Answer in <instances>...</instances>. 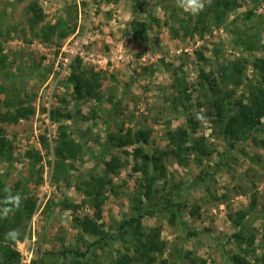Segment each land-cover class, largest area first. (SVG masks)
<instances>
[{"label": "rangeland", "instance_id": "1", "mask_svg": "<svg viewBox=\"0 0 264 264\" xmlns=\"http://www.w3.org/2000/svg\"><path fill=\"white\" fill-rule=\"evenodd\" d=\"M32 1L0 0V59L6 57L0 62V98L6 115L17 118L0 122L13 146L11 160L0 156V183L36 203L21 228L9 214L8 225L23 235L14 244L21 264L41 257L48 264H72L87 257L91 264H110L108 254L116 258L126 252L120 225L135 212L146 185L144 175L134 170L142 163L134 158V149L145 148L152 162L170 145L167 132L179 127L215 152L201 161L192 154L186 165L162 156L165 171L156 180L154 209L169 198L181 209L174 220L166 210L142 220V230L159 228L165 244L154 264H234L235 255L256 263L264 253V148L248 140L231 149L219 126L205 118L192 130L186 113L206 112L202 105L213 99V83L223 94H232V102L249 100L259 85L252 62L264 56V0H227L225 22L204 34L194 27L197 15L184 12L175 0H38L47 21L62 15L77 23L75 32L58 45L41 42L27 27ZM249 11L253 15L247 19ZM133 20L148 23L147 45L133 35ZM89 69L101 75L102 99L82 100L79 112L70 77ZM237 70L240 74L234 73ZM25 108L30 109L28 116ZM64 129L80 150L76 157L65 158L60 172L58 137ZM120 129L123 134L149 130L150 143L113 145L103 155L108 133ZM113 158L123 165L106 182L97 220L110 235L102 249L94 245L86 258L69 253L66 260L64 250L85 252L96 239L76 222L95 213L85 202L83 183L92 175L106 176L105 163ZM238 211L244 213L239 221ZM238 233L242 236L235 237ZM250 236L255 237L254 246L247 243ZM253 247L257 249L247 251Z\"/></svg>", "mask_w": 264, "mask_h": 264}, {"label": "trees", "instance_id": "2", "mask_svg": "<svg viewBox=\"0 0 264 264\" xmlns=\"http://www.w3.org/2000/svg\"><path fill=\"white\" fill-rule=\"evenodd\" d=\"M230 10V5L227 0H213L211 5H207L206 8L200 12L194 21L195 29H198L201 34L210 31L214 26L220 27L226 20L228 11ZM27 27L31 30L33 35L44 43H57L64 40L72 33L75 32L77 23L72 22L67 16H58L56 21H47V13L43 5L38 1H32L27 7ZM67 14L70 13L67 10ZM253 15L252 11L246 14V18L250 19ZM183 20L181 21V23ZM3 23L0 21V35L3 34L4 30L2 27ZM148 23L139 20H133L131 22V28L133 35L141 36L145 41L146 45L149 41L148 38ZM12 29L14 27H11ZM189 31L187 30V33ZM32 39V38H30ZM31 42V41H30ZM62 43H60V46ZM253 44L250 45L253 48ZM261 47V46H260ZM264 50V46H262ZM5 55H1V61L5 60ZM81 64V62H77ZM253 67L257 71L259 76V85L256 86L252 91V95L247 100L245 97L236 99L234 102L231 101L233 95L223 94L219 89H216V84H211L214 89L213 99L209 102H205L202 108L205 106L206 112H202L204 117L210 119L214 126H219L222 135L228 142V146L233 149L237 147V144L247 142L250 140L255 145L264 148V137L261 138L259 134H264L263 119H264V56L257 57L253 60ZM236 70V68H235ZM234 73L240 74V70ZM100 73L94 69L84 70L73 73L70 77V81L73 86L74 99L76 102V110L79 108V102L86 99H102V94L100 93ZM227 78L234 79L235 74H225ZM224 76V77H225ZM207 79V77L205 76ZM180 82L181 79H178ZM216 79H213L215 82ZM181 102H184V98H180ZM2 100L0 98V122L4 121H16V116H7L2 108ZM201 106V105H200ZM192 108L194 106H191ZM28 116V111L30 109H23ZM58 112V110H56ZM80 112V110H78ZM61 115V112L59 111ZM51 115L55 117V112L51 111ZM186 121L188 127L192 130H196L200 124V120L196 119V114H191L188 110L186 113ZM187 129L179 127L176 130H169L167 135L170 140V145H168L167 150L164 152L159 151L160 156H154L152 162L147 160L148 154L145 148L139 146L134 149V158L136 161L141 160L142 163L136 165L134 170L136 172H141L144 175V180H146V185H143V190L140 198L139 205L136 206L135 212L129 218L124 220L120 225V232L125 237L126 252L120 253L119 257H113L108 254L110 264H154L157 261V257L164 253L163 241H161V231L159 228H153L149 232L142 230V220L146 216H154L156 211H168L173 215V220L180 215V205L173 202L172 199H167L166 203H163L161 207H157L156 211L154 209V204L156 200V180L158 174L164 173L165 164L162 161V156L166 155L174 160L178 161L180 165H186L189 163L191 155L199 156L201 161L202 158H211L214 155V150L204 143L203 140H194L190 136ZM58 157L59 162L57 164L58 171H64V161L65 158L70 155L76 157V151L80 148L76 145L75 141L71 140L65 129L60 134ZM151 139V132L149 130H140L133 133L130 129L127 133L123 134L122 129L114 131L113 133H108L106 139V145L103 151V155L106 151L110 149L111 146L125 147L131 146L136 143H142L148 145ZM190 143V144H189ZM189 144V145H188ZM12 142L7 139L4 132L0 129V156L8 160L13 157ZM224 156V154H221ZM39 158L38 155H35ZM122 163L116 158H113L105 163V175L101 177H96L92 175L88 181H85V193L87 195V200L85 202L90 203L94 209V216H85L83 218H77V225L82 228L84 234H89L95 237L93 243H88L87 251H79L73 248L66 249L62 254L66 256V260L69 259L67 254L71 253L79 258H86L91 252L92 246L98 245L102 249V243L108 239L109 235L101 225L97 223V220L102 217V207L105 202L104 187L112 174H115L122 167ZM205 176H208L206 174ZM194 186V184H191ZM6 187L5 184L0 183V197L4 195L3 189ZM7 188V187H6ZM20 208L14 210L12 213L14 218L18 220L19 228L24 226V223L28 221L34 211L35 200L31 197L21 196ZM156 205V204H155ZM238 221L244 216L243 212H237ZM94 217L97 219L95 220ZM12 219L11 215L7 218L0 219V264H21V253L14 246L15 241H5L4 234L9 230H12L11 226L8 225L9 221ZM132 228V231H131ZM209 232V229L206 230ZM190 234H197V231H189ZM242 234H235V237H241ZM84 240V235L81 236ZM254 236L248 237V245L254 246ZM23 239V235H19L18 240ZM124 243V244H125ZM133 245L132 249L130 245ZM257 247L252 249H247V251H255ZM131 250V251H130ZM53 253H51L52 255ZM96 259V258H95ZM257 262L254 264H264V253L260 257H256ZM90 258L75 261L72 264H91ZM234 264H251L246 258L241 255H235L232 258ZM71 263V261H70ZM32 264H48V261L44 257L33 259ZM62 264H67L66 262ZM99 264V263H96Z\"/></svg>", "mask_w": 264, "mask_h": 264}, {"label": "clouds", "instance_id": "3", "mask_svg": "<svg viewBox=\"0 0 264 264\" xmlns=\"http://www.w3.org/2000/svg\"><path fill=\"white\" fill-rule=\"evenodd\" d=\"M211 3L212 0H175L177 7L191 15H198L207 5H211ZM196 119L203 121L205 117L202 113H197ZM2 191L4 195L0 197V219L7 218L10 213L19 209L22 202L19 194H12L6 187ZM19 235L18 230L12 229L4 234V240L15 241Z\"/></svg>", "mask_w": 264, "mask_h": 264}, {"label": "built area", "instance_id": "4", "mask_svg": "<svg viewBox=\"0 0 264 264\" xmlns=\"http://www.w3.org/2000/svg\"><path fill=\"white\" fill-rule=\"evenodd\" d=\"M83 40H85V39H83ZM94 60V59H93Z\"/></svg>", "mask_w": 264, "mask_h": 264}]
</instances>
